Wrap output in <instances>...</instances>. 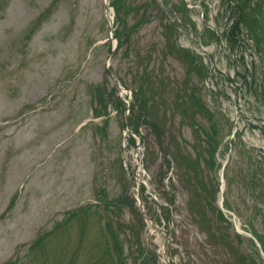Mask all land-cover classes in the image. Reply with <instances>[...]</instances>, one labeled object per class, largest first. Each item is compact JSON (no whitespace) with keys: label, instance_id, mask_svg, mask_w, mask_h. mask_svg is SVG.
I'll use <instances>...</instances> for the list:
<instances>
[{"label":"rangeland","instance_id":"1","mask_svg":"<svg viewBox=\"0 0 264 264\" xmlns=\"http://www.w3.org/2000/svg\"><path fill=\"white\" fill-rule=\"evenodd\" d=\"M110 3L0 0V264H264V0Z\"/></svg>","mask_w":264,"mask_h":264},{"label":"trees","instance_id":"2","mask_svg":"<svg viewBox=\"0 0 264 264\" xmlns=\"http://www.w3.org/2000/svg\"><path fill=\"white\" fill-rule=\"evenodd\" d=\"M241 21V17L240 18H237V22L235 23V25H234V27H233V29H232V31L235 29V27H236V25H237V23L238 22H240ZM234 32H232V34H233ZM115 36H117L118 37V35L117 34H115ZM129 109H130V111H131V105L129 106ZM133 132H135V133H139L138 132V127H135L134 129H133ZM132 140L134 141V137H132ZM219 212V214H220V216L222 217V218H224V216H223V214H222V212L221 211H218ZM108 250V249H107ZM119 257L120 256H118V259H119Z\"/></svg>","mask_w":264,"mask_h":264},{"label":"water","instance_id":"3","mask_svg":"<svg viewBox=\"0 0 264 264\" xmlns=\"http://www.w3.org/2000/svg\"><path fill=\"white\" fill-rule=\"evenodd\" d=\"M105 7H106V11H105V12H106V15H107V17H108L109 20H110V16H109V12H108L109 0H105ZM140 207H141L143 213L145 214V210L143 209L141 202H140ZM145 215H146V214H145Z\"/></svg>","mask_w":264,"mask_h":264}]
</instances>
